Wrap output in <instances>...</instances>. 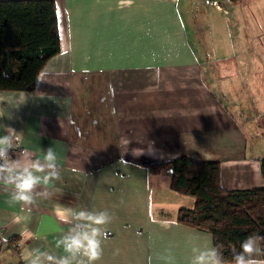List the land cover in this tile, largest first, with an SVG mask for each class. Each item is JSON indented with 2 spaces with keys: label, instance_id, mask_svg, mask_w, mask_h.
<instances>
[{
  "label": "crops",
  "instance_id": "1",
  "mask_svg": "<svg viewBox=\"0 0 264 264\" xmlns=\"http://www.w3.org/2000/svg\"><path fill=\"white\" fill-rule=\"evenodd\" d=\"M56 4L60 52L34 91L0 90V124L21 133L20 145L34 157L49 147L59 156L62 180L51 199L33 208L31 229L52 247L66 230L54 215L57 204L107 209L114 219L99 264H189L191 247L213 237L176 222L178 210L193 207L195 198L172 188L167 168L150 165L188 155L220 161L228 189L264 184V155L246 149L248 133L259 136L264 112L233 106L230 75L223 74L240 58L208 59L193 46L188 27L194 12H207L205 0H135L124 9L117 0ZM122 136L132 141L123 157ZM132 148L144 155L134 157ZM6 200L0 188V232L17 237L20 255L3 247L0 258L26 264L24 249L40 241L22 243L19 226H7L18 209Z\"/></svg>",
  "mask_w": 264,
  "mask_h": 264
},
{
  "label": "trees",
  "instance_id": "2",
  "mask_svg": "<svg viewBox=\"0 0 264 264\" xmlns=\"http://www.w3.org/2000/svg\"><path fill=\"white\" fill-rule=\"evenodd\" d=\"M60 50L56 0H0V90L34 91L41 71ZM260 161L264 178V157ZM158 167L169 170L175 191L195 198L193 207L178 210L176 222L210 233L226 257L249 234L264 235V184L228 189L220 161L188 155L150 165L153 171ZM16 238L0 244V253L12 247L20 255Z\"/></svg>",
  "mask_w": 264,
  "mask_h": 264
},
{
  "label": "clouds",
  "instance_id": "3",
  "mask_svg": "<svg viewBox=\"0 0 264 264\" xmlns=\"http://www.w3.org/2000/svg\"><path fill=\"white\" fill-rule=\"evenodd\" d=\"M135 0H117L120 9L131 8ZM0 188L7 194V204L13 211L7 226H19L18 234L22 243L33 239L40 243L24 249L26 264H99L104 255V243L109 236V226L114 216L107 209H90L85 206H65L57 204L54 215L59 223L66 226L54 246L49 247L45 238L34 232L30 225L33 208L41 200L51 199L53 187L62 180L59 156L54 147L43 150L42 155L33 156L21 148L23 135L11 125L0 124ZM132 141L122 136L117 147L122 157ZM131 155H144V149L132 148ZM15 157V158H14ZM123 160V159H121ZM60 189L56 188L55 191ZM198 237L190 236V239ZM223 246L207 238L204 244L191 247L189 264H264V235L251 233L239 243V248L231 249L230 258L224 255Z\"/></svg>",
  "mask_w": 264,
  "mask_h": 264
},
{
  "label": "rangeland",
  "instance_id": "4",
  "mask_svg": "<svg viewBox=\"0 0 264 264\" xmlns=\"http://www.w3.org/2000/svg\"><path fill=\"white\" fill-rule=\"evenodd\" d=\"M201 7L207 12H194L193 18L196 21L188 27L195 49L208 59L229 55L240 58V61L229 66L230 71L223 72L225 76L230 75L231 80L227 83L232 84L235 93L233 102L226 98L225 104L241 106L243 111L253 109L254 113H263L261 96L264 94V0H231L227 5L229 14L210 6L208 8V5L203 4ZM248 101L254 108L248 106ZM250 117H255L256 120V115ZM238 120L244 130L245 119ZM257 131V137L247 132V153L254 157L264 155V118L257 120ZM12 254L15 258V253Z\"/></svg>",
  "mask_w": 264,
  "mask_h": 264
},
{
  "label": "built area",
  "instance_id": "5",
  "mask_svg": "<svg viewBox=\"0 0 264 264\" xmlns=\"http://www.w3.org/2000/svg\"><path fill=\"white\" fill-rule=\"evenodd\" d=\"M205 3L208 6L215 8L218 11H221L225 14H228L229 10H228L227 5L229 3H231V0H205ZM20 147L21 148L16 149L17 153L22 151L23 149H25L21 145H20ZM6 242H7V237H6L5 233L1 231L0 232V244H5ZM16 244L19 245L18 242Z\"/></svg>",
  "mask_w": 264,
  "mask_h": 264
}]
</instances>
